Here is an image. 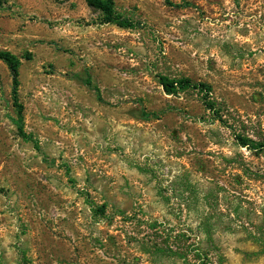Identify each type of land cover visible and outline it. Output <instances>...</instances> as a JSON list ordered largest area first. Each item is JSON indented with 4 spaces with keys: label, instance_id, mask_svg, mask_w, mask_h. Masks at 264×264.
I'll use <instances>...</instances> for the list:
<instances>
[{
    "label": "rangeland",
    "instance_id": "obj_1",
    "mask_svg": "<svg viewBox=\"0 0 264 264\" xmlns=\"http://www.w3.org/2000/svg\"><path fill=\"white\" fill-rule=\"evenodd\" d=\"M170 1L0 9V264H264V0Z\"/></svg>",
    "mask_w": 264,
    "mask_h": 264
},
{
    "label": "trees",
    "instance_id": "obj_2",
    "mask_svg": "<svg viewBox=\"0 0 264 264\" xmlns=\"http://www.w3.org/2000/svg\"><path fill=\"white\" fill-rule=\"evenodd\" d=\"M7 0H0V9L4 6ZM167 4L173 5L170 0H165ZM87 6L97 12H100L103 16V21L109 24H115L121 28H131L133 25L129 20L124 19L118 12L116 11L114 0H85ZM0 61L5 63L8 67L12 80H13V97L15 99V103L18 101V88L20 86V67L21 61L20 59L7 50L0 49ZM159 84L163 88L165 94L167 95H177L181 92H186L189 90L197 91L199 94L203 95V99L205 101V105L208 110H211L215 115H218V110L216 106V102L212 98L213 88L207 83L195 82L191 78L182 77L176 79H170L165 76L159 77ZM146 118L150 117L149 113H144ZM195 237L199 238L198 235ZM191 239V236H190ZM199 244H193L197 245ZM172 247V246H171ZM170 246L167 249H158L159 252L168 253L169 257L173 258H182L183 254H180V250H174ZM195 257L202 262L213 264V258L210 250H205L203 248H199L195 250ZM187 255V254H184ZM181 256V257H180ZM185 257V256H184Z\"/></svg>",
    "mask_w": 264,
    "mask_h": 264
}]
</instances>
